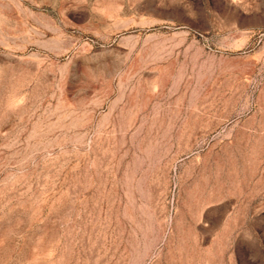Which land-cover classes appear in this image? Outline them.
<instances>
[{"label": "rangeland", "instance_id": "rangeland-1", "mask_svg": "<svg viewBox=\"0 0 264 264\" xmlns=\"http://www.w3.org/2000/svg\"><path fill=\"white\" fill-rule=\"evenodd\" d=\"M0 264H264V0H0Z\"/></svg>", "mask_w": 264, "mask_h": 264}]
</instances>
